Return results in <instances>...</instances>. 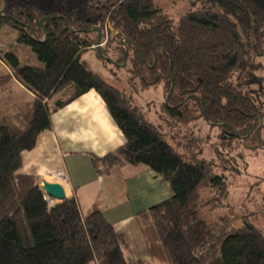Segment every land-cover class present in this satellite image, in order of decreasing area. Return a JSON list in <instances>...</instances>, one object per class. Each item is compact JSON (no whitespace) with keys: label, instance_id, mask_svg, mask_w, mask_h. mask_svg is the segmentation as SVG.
<instances>
[{"label":"trees","instance_id":"obj_1","mask_svg":"<svg viewBox=\"0 0 264 264\" xmlns=\"http://www.w3.org/2000/svg\"><path fill=\"white\" fill-rule=\"evenodd\" d=\"M203 1V8L175 22L160 0H87L85 17L0 0V28L17 29L18 41L45 65L20 66L16 53H5L33 99L17 100L13 113L0 116V264H132L101 212L83 216L74 195L50 205L41 180L21 172L23 152L52 127V115L91 90L125 140L113 152L90 154L97 173L117 164L145 165L171 189L169 198L138 215L153 222L170 264H264V231L246 222L229 232L209 222L200 211L204 167L176 151L130 96L82 59L100 29L102 39L109 35L96 54L112 48L122 63L128 49L131 86L162 85L163 108L173 119L216 126L224 144L264 148V104L250 87L264 68V0ZM212 190L225 196L222 176L212 179Z\"/></svg>","mask_w":264,"mask_h":264},{"label":"rangeland","instance_id":"obj_2","mask_svg":"<svg viewBox=\"0 0 264 264\" xmlns=\"http://www.w3.org/2000/svg\"><path fill=\"white\" fill-rule=\"evenodd\" d=\"M13 1L37 4L45 14L74 10L77 16H86L84 7L87 0H5L6 3ZM159 4L171 19L178 22L190 10L203 8L204 1L160 0ZM108 35L106 33L105 39H102V47H107ZM94 48L96 44L82 54V59L88 62L91 69L130 96L132 105L139 109L144 120L161 131L165 140L184 158L204 167L206 179L200 198L202 215L216 226L227 228L229 232L242 227L246 222L255 224L264 231V148L254 149L251 144L238 141H233L232 145L224 144L219 137V128L202 121L197 124H181L163 108L166 97L162 85L150 89L132 87L127 71L128 62H116L117 53H113L112 48L101 56L96 54ZM6 52L16 53L20 66H45L29 45L18 41L17 29L8 23L1 26L0 116L13 113V104L17 100L28 103L33 99L31 92L15 76L10 61L5 56ZM261 61L264 65V60ZM255 75L262 78L253 82L250 87L258 93L259 100L264 104V68L256 70ZM13 122L19 123L18 119ZM262 134L264 135V127ZM215 176L224 178L227 184L225 196L212 190V179ZM210 199L213 202L208 203ZM51 203L55 204L53 200Z\"/></svg>","mask_w":264,"mask_h":264},{"label":"crops","instance_id":"obj_3","mask_svg":"<svg viewBox=\"0 0 264 264\" xmlns=\"http://www.w3.org/2000/svg\"><path fill=\"white\" fill-rule=\"evenodd\" d=\"M35 147L23 152L21 172L61 184L83 216L101 212L118 234L132 264H170L151 219L138 215L171 196L168 183L145 165H114L98 174L91 153L103 156L124 143L102 97L91 90L51 117Z\"/></svg>","mask_w":264,"mask_h":264},{"label":"water","instance_id":"obj_4","mask_svg":"<svg viewBox=\"0 0 264 264\" xmlns=\"http://www.w3.org/2000/svg\"><path fill=\"white\" fill-rule=\"evenodd\" d=\"M0 15H3L2 10H0ZM98 31H99V36L97 39L96 47H97L98 52L100 53L101 52V46H102L101 45L102 36L100 33L101 30L98 29ZM127 53H128V49H127L126 54H125V58H124L125 61H126ZM41 186H42V189L45 192V194H47L48 196H50L54 200L59 201V203L67 198L65 188L59 183L43 180L41 183ZM55 204H57V203H55Z\"/></svg>","mask_w":264,"mask_h":264},{"label":"built area","instance_id":"obj_5","mask_svg":"<svg viewBox=\"0 0 264 264\" xmlns=\"http://www.w3.org/2000/svg\"><path fill=\"white\" fill-rule=\"evenodd\" d=\"M102 45V43H101ZM45 198L47 199V201L49 202L50 205H52V198L50 196H48L47 194H45Z\"/></svg>","mask_w":264,"mask_h":264},{"label":"bare ground","instance_id":"obj_6","mask_svg":"<svg viewBox=\"0 0 264 264\" xmlns=\"http://www.w3.org/2000/svg\"><path fill=\"white\" fill-rule=\"evenodd\" d=\"M52 200H53V203H54V202L56 203V201H57V200H54L53 198H52Z\"/></svg>","mask_w":264,"mask_h":264}]
</instances>
